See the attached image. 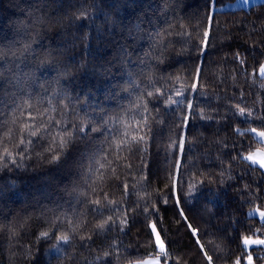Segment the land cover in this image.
<instances>
[{
    "label": "trees",
    "instance_id": "obj_1",
    "mask_svg": "<svg viewBox=\"0 0 264 264\" xmlns=\"http://www.w3.org/2000/svg\"><path fill=\"white\" fill-rule=\"evenodd\" d=\"M227 1L211 0L210 7L209 0H0L5 52L35 37L32 48L41 59L50 58L47 53L54 49L56 62L72 65L71 76L57 84L50 68L25 77L30 61L14 64L8 55L0 60V69L14 68L19 79L8 83L6 71L0 80V154L4 148L19 154V138H29L21 130L23 123L44 122L53 134L58 131L49 115L77 124V117H83L97 126L119 116L134 127L141 120L130 107L136 95L146 87L163 92L149 101L146 140L130 150L113 143V135L119 139L123 132L117 125L103 136H78L57 166L48 163L44 152L52 144L46 134L31 138L26 168L0 169V225L13 229L0 231V264L134 262L156 255L148 227L152 221L168 244L169 264H233L248 250L242 237L264 233V222L248 215L252 208H264V170L245 159L264 147L248 131H264L259 118L264 115V76L257 72L264 63V1L222 9ZM209 24L211 38L204 49ZM199 63L202 78L199 88L192 89ZM133 81L140 82L139 88H130ZM22 97L33 101L32 121L28 109L17 110L11 103ZM236 105L253 113L241 116ZM177 179L179 204L174 198ZM108 216L115 223L97 230ZM187 223L199 233L190 232ZM41 231H48L49 238H40ZM61 234L70 241H60ZM251 251L264 261V247Z\"/></svg>",
    "mask_w": 264,
    "mask_h": 264
},
{
    "label": "snow or ice",
    "instance_id": "obj_2",
    "mask_svg": "<svg viewBox=\"0 0 264 264\" xmlns=\"http://www.w3.org/2000/svg\"><path fill=\"white\" fill-rule=\"evenodd\" d=\"M209 5L211 7V0H209ZM159 35V34H158ZM206 39L204 43L201 45L204 49L209 46L210 38H211V24H209L207 31L205 32ZM35 42V37H29L19 42V47H16L15 44L10 45L7 49V52H5L4 47L0 46V60H3L5 58V55H8L13 58V63L15 64L16 61H19L21 63L25 61H30L31 63V71L27 73H23L25 77L27 76H34L36 71H39L43 68H50L51 70L55 71L57 73V78L55 80V83L59 84L60 79L64 78L66 79L68 76H71V64L65 63L60 64L56 62L54 58V52L58 50L50 49L47 53V57L50 58H40V54L36 53V50L32 48V43ZM33 53H36L35 59H31ZM130 55V53L128 54ZM201 59V57H200ZM239 60V63L241 65L244 64V60L237 57ZM80 67L83 68L84 64L83 62L80 63ZM10 73L11 75L7 77L8 83H19L18 74L15 71L14 68H6V69H0V80L5 79V72ZM110 71V69H108ZM259 74L264 76V65H259ZM203 73V66L200 65L197 68V71L195 73L193 83H192V89H198L200 80L202 78ZM151 80L152 78L149 77ZM140 82L133 81L130 84V88H139ZM154 87V84H153ZM261 87H264V84H261ZM182 95V93H179ZM14 95V94H13ZM154 95H163L162 90L155 89V91L148 90L146 87L143 92L139 95H136L135 101H133L130 104V107L135 109L137 112L140 113L141 120L135 121V126L133 127L132 124L127 123L123 119H121L119 116L117 117H108L107 119H103L102 123L97 126L95 121H91L88 119H85L83 117H77L81 122L77 124L76 122H69L67 120L61 121V120H54V118L49 115V120L53 121L55 126H58L59 130L56 131L54 134L51 132V129L47 123L41 122L40 124H34V123H23L21 126V130L24 132H27L28 139H26L23 135L19 138V143L17 147L20 148L19 154H14L12 151H10L8 148H4L3 153L0 154V169L7 168L9 165H12L17 170L26 168V165L24 163L25 160L31 159L30 155H26V153H29V146L32 145L33 140L31 138H40L43 139L45 135L47 134L48 137L52 140V144L44 149V152L49 154L48 163L56 164L59 166L63 160H65L68 156V147L70 144L75 142L78 136L80 135H87L89 132L91 133H97L98 135L103 136L106 129H113L117 125H120L123 128L122 135L119 139L113 135V143L117 148L120 149H131V146L133 144L139 143L140 141L146 140L145 131L150 127L149 125V111H148V105L150 99ZM64 98L69 99V95L67 91H64ZM2 102V101H0ZM11 103L15 106L17 110H24L28 109L27 111V119L29 121H32L35 119L33 116L32 106L33 101L31 98H21L20 103H17L15 99L11 100ZM39 103V101H37ZM168 103H171L169 101ZM49 107L52 111H55V106L51 104V100H49ZM64 109L68 108L67 104L63 105ZM237 112L241 116L248 115L249 112L253 113V110L251 109H245L241 107L240 105L235 106ZM45 112H48V109L44 110ZM257 111V110H256ZM261 120H264V115H260L259 117ZM190 117L186 118V123L189 122ZM162 123L163 121H159ZM3 127V126H0ZM131 130V131H129ZM237 133L240 134V129H236ZM248 131H261L259 129L252 130L249 129ZM6 136L10 135L9 132L4 133ZM264 138V131L261 132V137ZM108 137L105 136V140H107ZM184 140L182 139L180 144L182 145ZM178 145L173 144L172 147L175 148ZM41 159H43V154L38 153L37 154ZM19 161V163L17 162ZM105 165L103 163L99 164V168L103 169ZM130 167V166H129ZM91 171V169L89 170ZM122 187L127 188V185H122ZM86 195V193H85ZM174 198L177 202V204L180 203L181 197L179 195V180L176 181V191L174 192ZM163 203L167 204V200L163 199ZM93 204L99 206L101 204L100 200L92 201ZM109 204L114 203L113 201H108ZM98 211L103 212L104 209L99 208ZM143 211L147 212V209H144ZM179 213L184 219V221H188L187 215L184 213V209L180 208ZM258 214L260 219L262 216H264V210L252 209L249 211L248 215H254ZM158 215V211H157ZM58 219V218H57ZM264 220V219H261ZM110 222L115 223L113 221L112 216H108L105 219H103L100 223L96 225L97 230L104 231L106 227L110 226ZM121 224H126V220L120 221ZM56 229L59 230V223H56ZM187 228L192 233H199V229L196 227H193L191 223H187ZM150 229V235L154 238V246L156 248V255L154 257H150L146 260H137L135 264H168L169 262V256L170 251L168 248V244L166 243L164 237L161 234V231L157 228V222L152 221L148 225ZM13 231L10 226L8 225H0V231ZM76 228H72V232H75ZM257 232H260V229H256ZM50 233L48 231H41L39 232V237L42 239L49 238ZM58 239L60 241L69 242L70 236L67 234H61ZM90 239V237H89ZM242 245L245 247V249H248L252 245H258V246H264V233H261V235H244L242 237ZM198 248L201 250L202 255L205 257V259L209 262L213 261V257L209 256L207 254V251L205 250V245L203 243L198 244ZM109 255L108 253H105V256ZM264 258V257H261ZM97 259H100V257H97ZM110 264V262H109ZM172 264H176V262L173 260ZM233 264H255V258L252 255L251 250L244 251V255L236 258L233 261Z\"/></svg>",
    "mask_w": 264,
    "mask_h": 264
},
{
    "label": "rangeland",
    "instance_id": "obj_3",
    "mask_svg": "<svg viewBox=\"0 0 264 264\" xmlns=\"http://www.w3.org/2000/svg\"><path fill=\"white\" fill-rule=\"evenodd\" d=\"M262 1H264V0H230V1L225 2V3L221 6V8H222V9H234V8H240V7L248 8V7H250L252 4L257 3V2H262ZM262 65H264V63H263ZM257 72H258V75H260V74H259V71H257ZM260 76H262V75H260ZM252 130H257V129H256V128H252ZM252 132L255 134V136H256L258 139L264 141V138H260V137H261V132H262V130H261V131H252ZM245 159H246L247 161H249L251 164L257 165V166L261 167V168L264 170V147H258V148H256L255 150H253V151L247 153V154L245 155ZM257 208H258L259 210H264V208H259V207H255V208H252V209H257ZM252 209H250V210H252ZM250 210H249V211H250ZM249 211H248V213H249ZM251 216H256V217H258V218L260 219V217H259L258 214H254V215H251ZM261 219H264V216H262ZM261 219H260V220H261ZM261 221L264 222V220H261ZM253 247H264V246L252 245V246H250V247L248 248V250H251ZM252 255H253V257L255 258L253 252H252ZM150 257H154V256H150ZM150 257H146V258L141 259V260H146V259H148V258H150ZM135 262H136V261H134V262H129V263H123V264H135ZM168 264H169V262H168ZM255 264H264V261H263V262H259V261H257V260L255 259Z\"/></svg>",
    "mask_w": 264,
    "mask_h": 264
}]
</instances>
